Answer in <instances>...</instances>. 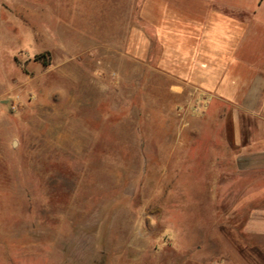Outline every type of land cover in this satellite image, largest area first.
<instances>
[{
	"label": "rangeland",
	"instance_id": "1",
	"mask_svg": "<svg viewBox=\"0 0 264 264\" xmlns=\"http://www.w3.org/2000/svg\"><path fill=\"white\" fill-rule=\"evenodd\" d=\"M141 2L0 0V264H264L261 129L113 55Z\"/></svg>",
	"mask_w": 264,
	"mask_h": 264
},
{
	"label": "crops",
	"instance_id": "2",
	"mask_svg": "<svg viewBox=\"0 0 264 264\" xmlns=\"http://www.w3.org/2000/svg\"><path fill=\"white\" fill-rule=\"evenodd\" d=\"M237 4L142 0L138 16L126 31L124 51L113 55L145 65L154 62L159 72L173 79L170 90L176 96L188 89L210 95L211 104L223 106L222 113L226 110L219 122L228 125L236 137L243 139L249 123L256 121L261 129L256 168L262 172L257 193L264 201V66L260 64L264 36L250 30L251 18L264 10V0L252 10ZM103 85L96 83V88ZM241 148L242 160H248L249 147ZM260 214L264 234V213Z\"/></svg>",
	"mask_w": 264,
	"mask_h": 264
}]
</instances>
